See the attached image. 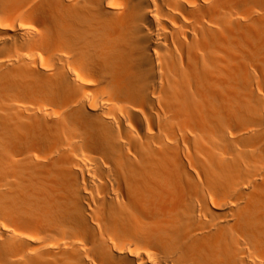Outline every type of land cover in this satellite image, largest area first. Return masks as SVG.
<instances>
[{"label": "bare ground", "instance_id": "bare-ground-1", "mask_svg": "<svg viewBox=\"0 0 264 264\" xmlns=\"http://www.w3.org/2000/svg\"><path fill=\"white\" fill-rule=\"evenodd\" d=\"M0 264H264V0H0Z\"/></svg>", "mask_w": 264, "mask_h": 264}, {"label": "rangeland", "instance_id": "rangeland-1", "mask_svg": "<svg viewBox=\"0 0 264 264\" xmlns=\"http://www.w3.org/2000/svg\"><path fill=\"white\" fill-rule=\"evenodd\" d=\"M113 133H115V130H113ZM58 136L61 137V139H63V140L65 139V136H64V134H62V133H59ZM44 175L47 177V174H44ZM55 183H56V181L53 182V185H57V184H55ZM81 237H82V236H81Z\"/></svg>", "mask_w": 264, "mask_h": 264}]
</instances>
